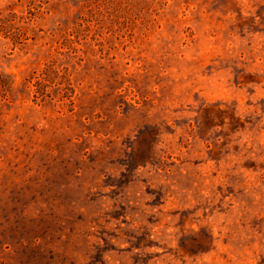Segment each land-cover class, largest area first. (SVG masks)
I'll use <instances>...</instances> for the list:
<instances>
[{
  "label": "rangeland",
  "instance_id": "obj_1",
  "mask_svg": "<svg viewBox=\"0 0 264 264\" xmlns=\"http://www.w3.org/2000/svg\"><path fill=\"white\" fill-rule=\"evenodd\" d=\"M0 264H264V0H0Z\"/></svg>",
  "mask_w": 264,
  "mask_h": 264
},
{
  "label": "trees",
  "instance_id": "obj_2",
  "mask_svg": "<svg viewBox=\"0 0 264 264\" xmlns=\"http://www.w3.org/2000/svg\"><path fill=\"white\" fill-rule=\"evenodd\" d=\"M37 84H39V82H37Z\"/></svg>",
  "mask_w": 264,
  "mask_h": 264
}]
</instances>
